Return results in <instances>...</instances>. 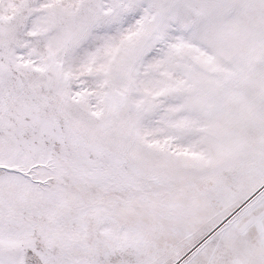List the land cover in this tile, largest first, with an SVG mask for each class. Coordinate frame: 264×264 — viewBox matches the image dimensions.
<instances>
[{"label": "snow or ice", "instance_id": "snow-or-ice-1", "mask_svg": "<svg viewBox=\"0 0 264 264\" xmlns=\"http://www.w3.org/2000/svg\"><path fill=\"white\" fill-rule=\"evenodd\" d=\"M0 264H264V0H0Z\"/></svg>", "mask_w": 264, "mask_h": 264}]
</instances>
